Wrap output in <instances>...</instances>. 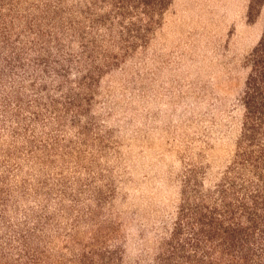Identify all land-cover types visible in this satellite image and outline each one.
Returning a JSON list of instances; mask_svg holds the SVG:
<instances>
[{
	"label": "rangeland",
	"instance_id": "rangeland-1",
	"mask_svg": "<svg viewBox=\"0 0 264 264\" xmlns=\"http://www.w3.org/2000/svg\"><path fill=\"white\" fill-rule=\"evenodd\" d=\"M109 2L0 0V264H156L236 153L264 0Z\"/></svg>",
	"mask_w": 264,
	"mask_h": 264
},
{
	"label": "trees",
	"instance_id": "trees-1",
	"mask_svg": "<svg viewBox=\"0 0 264 264\" xmlns=\"http://www.w3.org/2000/svg\"><path fill=\"white\" fill-rule=\"evenodd\" d=\"M109 1L116 14L126 9V6L129 9L128 5L133 9L135 4L138 5V1L149 6L146 0ZM255 2L257 0H254ZM90 10L89 8L88 11ZM3 20L0 16V24L3 25L0 38L2 43L8 44L7 27L4 26ZM29 30L32 31V28ZM40 36L45 38L47 34L41 33ZM85 37V34L80 32L84 43L82 47L87 48L90 44L96 49L99 48L96 42L86 40ZM56 40L62 59L54 55L47 45L42 44L44 48H38L39 44H34L33 48L39 51L35 52L36 57L33 60L32 55H28L30 59L23 58V55H27L25 51L22 55L18 54L21 68H25L29 63L36 68L35 74L39 77L45 71L38 69V63L43 62L42 58L45 56L53 58L54 61H44L41 67L52 68V73L60 71L67 62L69 65L80 63V57L77 60H66V50L59 34H56ZM2 49L0 46V53ZM7 62L10 66L16 64L9 59ZM250 68L244 94L245 117L236 153L213 190L203 194L200 204L185 218L187 221L177 226L171 242L167 244V252L162 254L156 264H264V32L250 56ZM26 72L27 69H23L22 74ZM55 76L62 75L56 72ZM15 79L12 85H16ZM5 80V73H0V84H4ZM8 102L5 100L2 105L6 114ZM73 103L74 98L70 96L66 106L71 109ZM19 114V111L14 114L18 121L13 119V123H21ZM37 118L39 119V116ZM4 124H7V121ZM16 133L13 131L14 135ZM182 231L185 236L180 240L178 236L182 235Z\"/></svg>",
	"mask_w": 264,
	"mask_h": 264
}]
</instances>
